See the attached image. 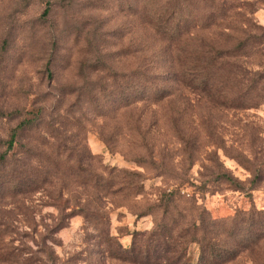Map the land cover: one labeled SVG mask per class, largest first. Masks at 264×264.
Wrapping results in <instances>:
<instances>
[{"label":"rangeland","instance_id":"1","mask_svg":"<svg viewBox=\"0 0 264 264\" xmlns=\"http://www.w3.org/2000/svg\"><path fill=\"white\" fill-rule=\"evenodd\" d=\"M210 5L0 0V249L14 253L0 264H133L101 237L130 247L135 233L166 226L174 238L201 218L242 231L264 211V104L222 109L176 78L198 38L217 40ZM144 6L175 8L195 28L169 44L140 18ZM227 264H264V239Z\"/></svg>","mask_w":264,"mask_h":264},{"label":"trees","instance_id":"2","mask_svg":"<svg viewBox=\"0 0 264 264\" xmlns=\"http://www.w3.org/2000/svg\"><path fill=\"white\" fill-rule=\"evenodd\" d=\"M209 2L212 14L206 18L207 23L213 21L211 19L220 20L217 22L220 23L217 25L220 30L217 40L212 39L210 42L198 38V44L188 52L191 67L182 69L180 76L176 78L185 87L219 108L234 111L256 108L264 104V28L255 23L252 16L257 10L256 4L264 6V0ZM46 13L47 9L44 10V14ZM139 16L169 44L180 43V39L194 27L192 21L181 16L175 8L151 12L144 6ZM204 25L205 29L209 27L208 24ZM253 48L260 58L258 64L248 61L253 55ZM27 125L28 123H23L19 127ZM16 136V130H13L7 150L13 148ZM4 158L2 156V159ZM223 178L228 182L233 181L227 174H224ZM253 214L248 213L241 220L244 232L237 228L236 223L233 224L234 219H231V225H228L217 220L206 222L201 218L199 226L193 224L181 228L174 238L171 236L174 228L157 225L147 235L135 233L130 247L122 246L118 239L109 233L104 234L101 239L106 244L111 258L133 264H162V260L163 264H227L233 261L241 250L264 239V211ZM90 216L92 219L93 215H89V218ZM85 219H88V215ZM197 232H200V237H197ZM141 236L145 237L143 243L140 241ZM221 236H224V243H220ZM186 241L199 247L196 262L187 258ZM13 255L10 249H0L1 260H10Z\"/></svg>","mask_w":264,"mask_h":264}]
</instances>
